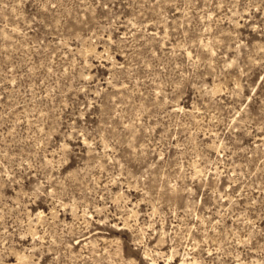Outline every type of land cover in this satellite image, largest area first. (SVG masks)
<instances>
[{"label": "rangeland", "instance_id": "1", "mask_svg": "<svg viewBox=\"0 0 264 264\" xmlns=\"http://www.w3.org/2000/svg\"><path fill=\"white\" fill-rule=\"evenodd\" d=\"M264 264V0H0V264Z\"/></svg>", "mask_w": 264, "mask_h": 264}, {"label": "bare ground", "instance_id": "2", "mask_svg": "<svg viewBox=\"0 0 264 264\" xmlns=\"http://www.w3.org/2000/svg\"><path fill=\"white\" fill-rule=\"evenodd\" d=\"M181 264H184V262H182Z\"/></svg>", "mask_w": 264, "mask_h": 264}]
</instances>
